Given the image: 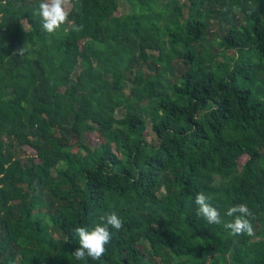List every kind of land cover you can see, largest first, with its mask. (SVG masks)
Returning <instances> with one entry per match:
<instances>
[{
  "label": "trees",
  "instance_id": "trees-1",
  "mask_svg": "<svg viewBox=\"0 0 264 264\" xmlns=\"http://www.w3.org/2000/svg\"><path fill=\"white\" fill-rule=\"evenodd\" d=\"M39 2L0 0V264H264V0H70L55 34ZM108 212L102 261L77 260Z\"/></svg>",
  "mask_w": 264,
  "mask_h": 264
},
{
  "label": "clouds",
  "instance_id": "clouds-1",
  "mask_svg": "<svg viewBox=\"0 0 264 264\" xmlns=\"http://www.w3.org/2000/svg\"><path fill=\"white\" fill-rule=\"evenodd\" d=\"M69 0H40L33 15L39 16L42 30L48 34H55L62 26L68 24L70 12ZM227 11V9H225ZM237 11V9H233ZM252 14V10L249 11ZM25 29V28H24ZM75 30H79L77 26ZM24 47L18 49L23 54ZM211 197L204 192L195 196L197 215L202 217L207 224H223L233 237L254 235L252 218L254 214L246 203L233 205L227 209L226 215L234 219L224 222L220 210L210 202ZM123 220L116 212H108L100 217V223L92 227L79 226L72 230L74 237L78 238L80 247L73 256L84 261L90 258L93 261H102L107 251V246L113 238V230L123 228Z\"/></svg>",
  "mask_w": 264,
  "mask_h": 264
},
{
  "label": "rangeland",
  "instance_id": "rangeland-1",
  "mask_svg": "<svg viewBox=\"0 0 264 264\" xmlns=\"http://www.w3.org/2000/svg\"><path fill=\"white\" fill-rule=\"evenodd\" d=\"M71 9V4H70V0H69V5H68V10ZM126 12V7L125 6H120V13H124ZM89 140L92 144L96 145L97 144V139L95 134H92L89 136ZM24 154L30 156L31 154H34V151L32 148H30L29 146H25L24 147ZM245 157H242L239 161L240 163H242L244 161Z\"/></svg>",
  "mask_w": 264,
  "mask_h": 264
}]
</instances>
